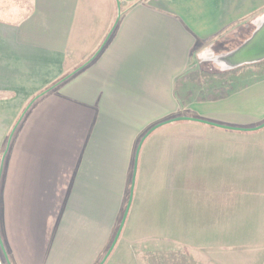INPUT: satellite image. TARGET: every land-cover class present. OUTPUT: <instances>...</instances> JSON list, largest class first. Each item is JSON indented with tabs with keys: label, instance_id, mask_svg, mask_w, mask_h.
<instances>
[{
	"label": "crops",
	"instance_id": "1",
	"mask_svg": "<svg viewBox=\"0 0 264 264\" xmlns=\"http://www.w3.org/2000/svg\"><path fill=\"white\" fill-rule=\"evenodd\" d=\"M263 12L264 0H0V236L10 264L99 263L136 147L156 123L189 112L240 127L264 120V74L238 77L223 97L230 77L203 75L197 59L246 39ZM156 130L104 264L181 248L212 264H264V161L247 156L238 171L234 150L157 147L154 164Z\"/></svg>",
	"mask_w": 264,
	"mask_h": 264
},
{
	"label": "rangeland",
	"instance_id": "2",
	"mask_svg": "<svg viewBox=\"0 0 264 264\" xmlns=\"http://www.w3.org/2000/svg\"><path fill=\"white\" fill-rule=\"evenodd\" d=\"M117 8H119L118 5ZM251 31L252 29L249 31V35ZM240 43H235L234 45H231V47H223L222 51H219L218 53L229 51ZM202 66L205 68V70L215 69L211 63H202ZM73 72L74 71L69 72L64 76H69ZM248 73H254L256 78L258 76H262V74H264V60L259 64L255 63L242 66L238 69L237 73L227 75L230 77V80H228L229 83L224 82L223 87L217 88V93L226 96L225 92L239 86L242 83V81L238 80V77L240 78L242 75L247 77ZM213 76L221 77L220 75ZM191 114L194 113L189 112L188 116H191ZM263 121L264 120H260L258 123L256 122L254 126L261 124ZM224 125L240 127L231 124ZM261 131H264V128L255 131L234 132L212 128L209 125L188 120L172 122V124L163 126L154 132V164H156L159 158V149L157 147H221L223 149L234 150L237 152V169L238 171H241V166L246 162L245 160L247 156L249 157L250 161H255V163L264 161V136H262ZM263 170L264 169L260 168L259 171ZM120 220L121 217L119 221ZM118 225L119 222L112 234V239L116 233ZM107 249L108 247L105 249L99 261L102 259ZM137 254L138 257L135 260L137 264H212L211 262L207 261L206 257H200L196 252L183 248L175 249L173 251H168L165 249L155 250L154 252L138 249Z\"/></svg>",
	"mask_w": 264,
	"mask_h": 264
},
{
	"label": "water",
	"instance_id": "3",
	"mask_svg": "<svg viewBox=\"0 0 264 264\" xmlns=\"http://www.w3.org/2000/svg\"><path fill=\"white\" fill-rule=\"evenodd\" d=\"M116 2H117V5L119 7V0H116ZM118 18H119V13H118L117 19L115 20V23L117 22ZM252 25H253V30L251 31L250 35L246 39H244L239 45H237L235 48H233L229 51H226V52L216 53L213 50V48L209 45V46L205 47L204 49H202L197 54V59L199 60L200 63H211L213 68L217 69L220 72L233 70V69H236V68L241 67L243 65H251V64H255V63H259V62L263 61L264 60V12L261 13L260 15L256 16L252 20ZM30 105H31V103H29L26 106L24 112L28 109V107ZM21 117L18 119V121L16 122L15 126L13 127V129L9 135L5 152L9 146L11 136H12L18 122L20 121ZM184 120L198 122V123L206 124L209 126H213V127H217V128H221V129H226V130H232V131L247 132V131L260 130V129L264 128V121L261 124H259L257 126H253V127H233V126H228V125L220 124L217 122H213L211 120L198 118V117H192V116L172 117V118H169L167 120L158 122L154 126L149 128L146 131V133L142 136V138L140 139V141L136 147L135 156H134V163H133V171H132V176H131V183H130V188H129V195H128V199H127L121 220L119 222L118 228H117L116 233L112 239L111 244L109 245L107 251L105 252V254L103 255L102 259L99 261L98 264H104L105 261L107 260V258L110 256L111 252L113 251V249H114V247H115V245H116V243L120 237V234H121L122 229L124 227L125 221L127 219L128 212H129V209H130V206L132 203V198H133V192H134V186H135V177H136V171H137L138 155H139V151H140V148H141L143 141L152 131L156 130L157 128H159L165 124H169L172 122L184 121ZM5 152H4V154H5ZM1 171H2V166H0V174H1ZM0 248L2 250V253L4 255L6 263L10 264L8 257H7V254H6V251L4 249L1 237H0Z\"/></svg>",
	"mask_w": 264,
	"mask_h": 264
},
{
	"label": "trees",
	"instance_id": "4",
	"mask_svg": "<svg viewBox=\"0 0 264 264\" xmlns=\"http://www.w3.org/2000/svg\"><path fill=\"white\" fill-rule=\"evenodd\" d=\"M259 63H261V62H259ZM259 63H257V64H259ZM83 66H84V64L80 65L79 68H78L76 71H74L71 75H69V76H63L62 78L58 79L56 82H54V83L50 86V88L46 89L43 93L39 94V95L35 98V100H37L38 98H40L41 96H43V95H44L45 93H47L49 90H51V89H53V88L59 86L60 84H62V83L65 82L66 80H68L71 76H73L74 74H76V73L81 69V67H83ZM243 66H245V65H243ZM241 67H242V66H241ZM239 68H240V67H238V68H236V69H233V70L225 71V72H219V71H217V70H215V69H212V70H201V73H202L203 75H206V76H213V75L227 76V75H230V74H235V73H237ZM222 96H224V95H222ZM213 99H214V98H213ZM191 116H192V117H197L195 114H191ZM198 118H201V117H198ZM203 119H204V118H203Z\"/></svg>",
	"mask_w": 264,
	"mask_h": 264
}]
</instances>
